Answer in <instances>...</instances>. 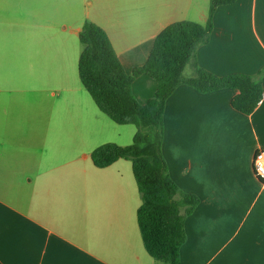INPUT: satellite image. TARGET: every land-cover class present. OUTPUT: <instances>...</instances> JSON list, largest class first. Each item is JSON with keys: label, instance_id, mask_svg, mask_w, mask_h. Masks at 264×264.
<instances>
[{"label": "crops", "instance_id": "crops-1", "mask_svg": "<svg viewBox=\"0 0 264 264\" xmlns=\"http://www.w3.org/2000/svg\"><path fill=\"white\" fill-rule=\"evenodd\" d=\"M209 10L210 0H0V264H163L143 244L132 163L92 162L101 146L132 145L137 130L113 122L82 85L79 35L88 21L103 29L132 76L167 27L206 26ZM196 66L258 77L264 0L218 8L187 79ZM157 87L141 76L132 92L146 105ZM238 95L180 85L166 103L168 174L200 201L180 264H264V184L253 168L264 99L245 115L232 107Z\"/></svg>", "mask_w": 264, "mask_h": 264}, {"label": "trees", "instance_id": "trees-1", "mask_svg": "<svg viewBox=\"0 0 264 264\" xmlns=\"http://www.w3.org/2000/svg\"><path fill=\"white\" fill-rule=\"evenodd\" d=\"M238 1L210 0L206 26L178 22L167 27L156 38L147 63L132 76L126 73L103 29L88 21L79 35L82 85L102 113L118 125L137 130L132 145L101 146L92 153V162L99 169L120 160L132 163L142 199L137 218L143 244L150 257L163 264H180V251L187 240L186 219L200 203L196 196L183 193L168 174L163 155L168 99L180 85L202 94L237 90L232 107L245 115L253 114L264 99V71L256 78L241 74L218 77L196 66L194 78L184 77L186 67L195 62L198 48L210 40L216 10ZM141 76L158 83L146 105H141L132 92L134 80Z\"/></svg>", "mask_w": 264, "mask_h": 264}, {"label": "built area", "instance_id": "built-area-1", "mask_svg": "<svg viewBox=\"0 0 264 264\" xmlns=\"http://www.w3.org/2000/svg\"><path fill=\"white\" fill-rule=\"evenodd\" d=\"M253 168L256 178L264 184V150H259L255 154Z\"/></svg>", "mask_w": 264, "mask_h": 264}, {"label": "rangeland", "instance_id": "rangeland-1", "mask_svg": "<svg viewBox=\"0 0 264 264\" xmlns=\"http://www.w3.org/2000/svg\"><path fill=\"white\" fill-rule=\"evenodd\" d=\"M69 63H71L70 61H68V60H64V59H62V68H63V66L65 65V64H69ZM190 76V69L189 68H187L186 69V72H185V74H184V77L185 78H188ZM130 128H136V127H130Z\"/></svg>", "mask_w": 264, "mask_h": 264}]
</instances>
